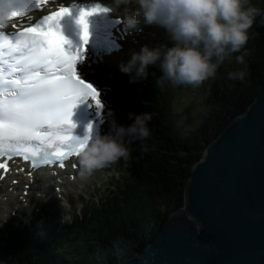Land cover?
<instances>
[{"label": "trees", "instance_id": "trees-1", "mask_svg": "<svg viewBox=\"0 0 264 264\" xmlns=\"http://www.w3.org/2000/svg\"><path fill=\"white\" fill-rule=\"evenodd\" d=\"M249 2L264 13V0ZM243 52L248 55L242 65L236 56ZM159 65H153L154 73L139 88L113 84L114 101L121 107L117 122L128 126L133 122L129 112H150V136L128 145L130 154L111 188L84 203L70 221L9 229L0 251L12 264H123L142 250L168 215L183 206L185 183L206 145L245 112L259 92L264 82V15L255 17L240 52L217 69L212 104L189 131L177 126L173 92ZM241 70L246 72L243 80L229 79L230 73Z\"/></svg>", "mask_w": 264, "mask_h": 264}, {"label": "water", "instance_id": "water-1", "mask_svg": "<svg viewBox=\"0 0 264 264\" xmlns=\"http://www.w3.org/2000/svg\"><path fill=\"white\" fill-rule=\"evenodd\" d=\"M124 264H264V82L206 145L183 206Z\"/></svg>", "mask_w": 264, "mask_h": 264}, {"label": "snow or ice", "instance_id": "snow-or-ice-1", "mask_svg": "<svg viewBox=\"0 0 264 264\" xmlns=\"http://www.w3.org/2000/svg\"><path fill=\"white\" fill-rule=\"evenodd\" d=\"M48 3L0 0V17L6 21L27 17L28 21L11 32L0 24V157H22L33 168L56 163L63 168L70 157L78 156L90 135L83 139L72 135V109L88 97L101 107L96 88L76 73L83 43L75 47L61 31L59 21L70 14V8L61 5L36 20L28 15ZM109 11L100 4L79 8L74 19L84 43L89 36L88 17ZM0 169L9 171L6 162L0 163Z\"/></svg>", "mask_w": 264, "mask_h": 264}, {"label": "clouds", "instance_id": "clouds-1", "mask_svg": "<svg viewBox=\"0 0 264 264\" xmlns=\"http://www.w3.org/2000/svg\"><path fill=\"white\" fill-rule=\"evenodd\" d=\"M133 2L139 7H133ZM122 6L126 28L137 27V18L142 14L146 23L165 27L175 43L171 47L142 46L139 52L132 53L127 64H121V71L128 73L135 67L136 77H143L147 67L159 61L163 80L192 87H199L214 77L225 59L240 52L248 41V30L255 17L264 15L249 0H111L104 7L117 13ZM6 22L0 17V24L6 25ZM247 55V52L237 55V63L245 64ZM245 75L241 70L230 73L229 79L243 80ZM128 117L133 120L130 125L120 124L109 109V133L90 136L78 150L82 176L91 175L121 158L127 159L128 145L143 142L150 136V112H129Z\"/></svg>", "mask_w": 264, "mask_h": 264}, {"label": "rangeland", "instance_id": "rangeland-1", "mask_svg": "<svg viewBox=\"0 0 264 264\" xmlns=\"http://www.w3.org/2000/svg\"><path fill=\"white\" fill-rule=\"evenodd\" d=\"M133 5H136V4L133 3ZM140 16H142V14L139 15L138 18ZM138 25H140L141 27L146 25L145 28L147 27L150 28L149 24L148 25L144 24L143 21H141V23ZM157 26L158 28H153V26H151V29L153 31H157V35H158V32L160 31L159 27H161V25L157 24ZM171 40L172 38L168 30L166 33L162 32V35L156 39L157 42L160 41L157 43V47L158 46L167 47L169 43L170 44L171 42L175 43V41H171ZM150 71H151V68L149 65L147 67L146 74L147 72H150ZM98 76L100 78L104 77V75H101V73H99ZM145 76L146 75H144L143 77H136V69L135 67H133L132 71L128 73L123 72L120 80L128 81L127 82L128 84H132V83L135 84V83L142 82L141 80H144ZM215 76L210 77L207 80H205L199 87H192L190 85H173L171 82H169V86L171 87L172 92H173V109L176 112L175 113L176 120L178 123L177 126L180 129L184 131H189L195 128L199 124V122H201L202 115L207 111V109L212 104V100L210 96H211V91L214 86ZM134 77H135V82H132V78ZM113 94L114 92L111 93V96H113ZM117 169H118V166L116 167V170ZM103 171H104V168L102 172L97 173L96 175H91L89 179H86L89 182H86L85 183L86 186L83 185L81 188H79L77 192H75L77 187L70 188L69 198L72 202L75 203L74 207L80 206L79 201L83 197L84 198L95 197V192L93 191L94 184L97 185L96 193L100 191H105V188L109 185L110 176L103 175ZM117 174L118 173L114 171L113 175H117ZM84 187H85V190H84ZM79 191L81 193L83 192V194H81L78 198H76V195ZM54 201L56 202L55 204H45L42 208L36 209V211L33 213L27 212V214H24L23 217H16L14 219L8 220L7 221L9 222L8 225L6 224L7 222H5V220L2 221V219L3 218L9 219V217L0 218V233H2V230L8 229L10 227H13L15 224H18L21 220L29 221L30 219H33L34 221H39L40 224L50 225V222L55 219L52 215L57 214V216H59V218H62V219L68 218L69 215L71 214L69 213L71 208L66 198H65V201H64V198L61 200H58L56 198ZM47 205H50V206H47ZM133 254H135V252ZM0 264H12V262L9 257H5L3 253L0 252Z\"/></svg>", "mask_w": 264, "mask_h": 264}, {"label": "bare ground", "instance_id": "bare-ground-1", "mask_svg": "<svg viewBox=\"0 0 264 264\" xmlns=\"http://www.w3.org/2000/svg\"><path fill=\"white\" fill-rule=\"evenodd\" d=\"M139 22L138 24L141 23V21H145L143 15L140 16L139 18ZM148 25V24H147ZM150 28H145L146 25H144L143 27H141L140 25H138V27L141 28L142 32H145L147 35H149L152 38H155V40L162 35V32H167V29H165V27L161 26L159 27L160 31L158 32L157 35V31H153L151 29V26H153V28H158L156 23L153 24H149ZM128 30H131L129 28H127ZM141 33L139 34L138 32L132 31L131 35L129 37H125L124 40V45L127 47L129 45V39L134 37L136 39H138L140 37ZM155 36V37H154ZM135 52H139V51H135ZM131 53L128 54V57H131ZM129 61V59L126 58H120V59H115L112 62V64H114V66H109V70L110 72H101V74L103 75H112L113 73H115V77L118 79L121 74V64H127ZM104 63L109 62V59L104 58L103 60ZM112 77H114L112 75ZM248 108V107H247ZM80 166V165H79ZM73 173L75 175V178L73 181H65V184H60V183H54L53 187H55L56 185L61 186V194L62 196L65 197H69V192H70V188H74L77 187L79 184H83L84 183V178L88 177L89 175H83V178L81 179V172H75V171H68L67 172V176L68 174ZM97 173V172H96ZM12 178H17L16 176H13L11 178L8 179V181H11ZM47 182V179H41L40 177L36 176L35 177V183L31 184L30 186V190H29V197L27 199V204H25L21 198L18 197V194L21 193L22 189H23V185L24 183H26V181H23L20 183L21 187H14L16 189V192H8L5 191L8 188V184L5 182H0V192H2V194H0V218L6 217L9 219H12L14 216L15 217H19V214L23 215L26 214L28 211L30 213H32V211L35 208H42L45 204H55L56 202L54 201L56 198L60 199V196H58L54 190L52 191L50 189V187L45 183ZM38 192H41L42 195L38 196ZM6 197V198H5ZM61 200V199H60ZM50 206V205H47ZM12 207V208H11ZM14 211L15 214H12L11 211Z\"/></svg>", "mask_w": 264, "mask_h": 264}]
</instances>
